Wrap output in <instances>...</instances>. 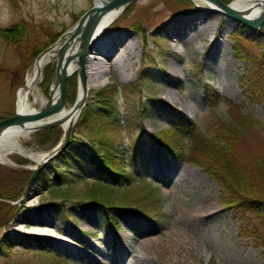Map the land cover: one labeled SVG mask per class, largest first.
I'll return each mask as SVG.
<instances>
[{"label":"rangeland","instance_id":"1","mask_svg":"<svg viewBox=\"0 0 264 264\" xmlns=\"http://www.w3.org/2000/svg\"><path fill=\"white\" fill-rule=\"evenodd\" d=\"M207 6L201 0H138L103 33L100 39L122 34L136 42L138 48L136 57L131 60L135 62L131 76L126 80L112 72L89 91L84 107L102 110L109 120L92 131L80 127L77 120L71 131V141L75 140L70 144L73 151L69 156L61 153L42 165L33 179L34 164L20 155L10 156L12 165L0 164V191L6 189L15 197L13 201H0L17 207L11 219L0 227V264H93L88 255L100 256L87 244L96 251L107 252L120 235L130 238L127 242L133 247L132 254H125L124 264L132 262V256H144L143 248L154 257L169 258L173 254L177 259L174 264H264L261 219L264 202L259 212L239 209L234 204L236 201L229 202L230 198L201 167L187 160L180 161L151 137L168 135V114L176 111L191 121L206 139L223 141L220 122L241 131L229 115L227 103L230 101L241 107L243 115L249 116L253 124L249 132H241L236 144H231L229 158L239 161L241 166L249 165L254 157L264 158V97L252 102L240 87L242 78L264 85L261 29L254 31L236 21L235 26L229 23L230 18L213 12L209 13L212 14L209 15L212 18L210 29L215 33L191 32L192 43L186 47L176 46L168 34L162 35L157 29L163 30L169 25L183 28L203 14ZM92 7L93 0H0V30L17 33L15 29L21 25L24 29L18 38L0 36V120L14 116L16 91L23 85L37 56L70 31ZM234 36L248 52L263 57L259 69L249 68L250 75H247V62L237 60L233 54ZM217 40L220 41L218 61L228 69L224 74L209 68L205 72L204 58ZM64 41L60 40L57 46ZM37 47L42 51L34 55ZM195 47L200 49L198 53L193 52ZM173 50L180 51L181 56H174ZM88 54L91 55L90 49ZM52 58L56 61L57 56L54 54ZM171 62L181 69L180 75L171 76L175 85L170 86L179 102L165 107L159 95L169 86L167 69ZM48 68L47 92L54 80L51 64L47 62L37 84L38 110L48 98V93L42 91ZM205 85L221 97L214 111L206 104ZM111 88L115 93L113 109L103 110L97 94ZM76 97L77 90L73 93L66 88L64 108H71ZM184 100L193 106L189 116L180 108L179 103ZM53 129H59V134L51 133L44 144L36 134L40 131L22 138L23 148L34 153L50 152L64 138L62 128L50 130ZM218 147L224 149L226 145L220 143ZM133 149H136L135 157ZM107 154L121 159L129 178L123 184H113L104 190L90 174L95 164L105 167ZM159 161L168 167L167 172H163L164 177L156 172ZM55 173L65 179L62 184L54 179ZM111 176L123 182L122 171ZM168 176L172 179L170 182ZM55 188L60 193L56 194ZM200 200L213 213L203 221L188 219L186 215H191L190 210ZM171 232L181 233L189 244L177 242L169 247L165 240ZM45 233L64 240L68 247L62 248L55 240L43 237ZM77 236L84 242L79 243ZM109 264L115 262L111 260Z\"/></svg>","mask_w":264,"mask_h":264},{"label":"bare ground","instance_id":"2","mask_svg":"<svg viewBox=\"0 0 264 264\" xmlns=\"http://www.w3.org/2000/svg\"><path fill=\"white\" fill-rule=\"evenodd\" d=\"M190 1V0H189ZM202 1V0H201ZM264 0H232L227 5L236 11H239L243 14L246 19H255L259 16L260 12L262 11V7L259 5ZM93 6L99 7L101 9L105 8V2L102 0H93ZM217 8L211 4L204 8V13L198 15L196 18L187 22L183 28H178V26L169 25L167 28H163L160 30V27L157 29L159 30L160 34H168L171 41L175 42L176 46L186 47L188 44L192 43L191 40V32L195 31H202L205 30L207 34H214V29H210L212 18L209 17V13L215 12ZM216 13V12H215ZM121 15V9H110L104 10L102 12L94 32V37L90 43L89 49L91 51V55L88 54L85 60L84 71L86 77V93H88L91 89L99 86L103 78L107 75H111L112 72L122 76L124 79L128 80L131 76V71L134 67V63L131 60L136 57L137 54V44L133 41V38L130 39L126 38L125 35L116 34L105 39H100L103 33L112 26L114 21ZM229 23L232 22L233 25L237 26L236 22L232 19H228ZM113 22V23H111ZM173 26V27H172ZM207 28V29H206ZM156 29V30H157ZM214 37V35H213ZM222 41V40H221ZM220 41L213 42L214 48L208 52L204 58L205 60V72H207L208 68L213 70L214 72L220 71L221 73H226L228 71L227 67L224 64H221L218 61V57L220 58V50L219 48ZM78 41L74 40L73 43L69 46L68 50L66 51L64 61L71 55H75L78 50ZM175 46V47H176ZM58 46L54 47V50L50 53L44 54L41 58L37 61H34L31 70L26 74L24 79V83L21 87H19L16 91L15 96V111L20 114H33L38 111L36 105L39 102V93L37 89V84L39 82V75L37 76V71H41L43 66L49 62L51 56L55 54L57 51ZM200 49L195 47L193 49L194 53H198ZM173 55L176 57H180V51L173 50ZM77 68V59H72L68 62L66 71L71 77L75 74V70ZM181 69L177 63L171 62L167 69V73L170 75L169 86H165L163 91L159 95V100L161 103H165L166 106H173L174 104L179 102V98L176 97V92L170 87L171 85H175L172 81V75H180ZM164 76V74H163ZM162 78V76H160ZM160 78V79H161ZM163 81V78L161 79ZM226 86V84H225ZM228 86V85H227ZM77 96L81 97L82 90L81 88L77 87ZM57 89L53 90V98L55 100L57 97ZM179 94V92H178ZM180 108L181 110L189 116L190 113H193V106L188 103L187 101H180ZM164 107V108H165ZM189 114V115H188ZM80 113L75 112L72 107L69 109L63 108L60 112L48 117L39 122H32L27 123L24 127H11L7 129L1 136H0V164H9L12 165L13 162L10 159V156L13 154L20 155L28 160H30L34 166L40 165L41 166L46 164L48 158L50 156V152L44 153H34L30 152L23 148L21 144V139L30 135L31 132L28 131L29 129L33 128L40 123H45L49 121L59 120L62 122V130L65 131L68 127H74L76 124ZM166 168L168 167L162 165L160 161L157 163L156 172L161 174L163 177V172H167ZM194 174V173H193ZM195 175V174H194ZM169 177V176H168ZM169 182L172 180L171 177L168 178ZM171 179V180H170ZM191 215H186L188 219H196L203 221L205 217H208L213 212L210 211L208 207L204 205L203 200H200V203L193 207L190 210ZM194 216V217H192ZM212 216V215H211ZM74 236V235H73ZM76 236V235H75ZM43 237L50 239L51 241L57 242V244L61 245L62 248H66V244L64 240L60 238H56L50 234H43ZM78 239L79 243L84 242L80 237H75ZM183 236L179 232H171L168 234L167 239L165 240L168 243L169 247L175 246L176 243H186L189 244V241L183 240ZM128 237L124 235H120L118 237L117 243H112L109 245V250L107 252H100L96 251L90 244H87L89 249L93 251L95 254L99 255L100 257L89 256V260L93 262V264H109L111 260L115 262V264H124L125 254L129 253L132 254L133 247L128 244ZM57 240V241H56ZM59 241V243H58ZM161 244V243H160ZM157 247L160 245L157 243L155 244ZM68 247V246H67ZM145 252L144 256H132V262H128L126 264H174L177 262V259L171 254L168 258L167 256L157 255L156 257L151 256L149 253L146 252V248H143ZM165 254L164 251L161 252ZM185 256V255H183ZM95 257V258H94ZM184 258V257H183Z\"/></svg>","mask_w":264,"mask_h":264},{"label":"trees","instance_id":"3","mask_svg":"<svg viewBox=\"0 0 264 264\" xmlns=\"http://www.w3.org/2000/svg\"><path fill=\"white\" fill-rule=\"evenodd\" d=\"M220 1L224 4H228L232 0ZM22 26L23 25L18 26L15 29L17 33H14L11 30H0V36L3 38L7 37L9 39L11 35H14L18 38V36L20 37V35L24 32ZM260 33L264 34V25L262 26ZM239 40L240 39L236 36L232 39V51L237 60H244L247 62V75H250L249 68L253 67L254 70L252 71L259 69L261 64L259 61L262 60L263 57L260 54L253 55L248 52ZM51 42H53V40ZM41 51L42 50L37 47L33 54L36 55ZM49 75L50 68H48L45 73V85L42 87V91L45 94L48 93L47 84L49 81ZM254 82L250 83V81L248 82L242 78L240 87L249 100L252 102H258L256 99H259L260 101V99L264 97V85L256 83L253 84ZM67 88L71 89L73 93L77 89L75 75L67 79ZM98 95L100 96V102L104 105L103 110H112L114 106L112 101L115 97L114 90L112 88L110 90L107 89L106 91L99 92L97 97ZM204 97L208 108L211 111H214L219 105V101L221 99L220 95L214 89L205 85ZM227 104L229 115L232 117L231 120L236 123L237 128H240L241 131H238L235 128H227V126H224L223 122H220L221 125H219L222 126L221 132L223 133L221 138L224 137L223 141L213 142V140L206 139L191 121L176 111H172L168 114V123L170 126L167 131L168 135L162 136L159 134L151 135V137L157 144L162 146L166 152L178 157L180 161L187 160V162L201 167L205 174L220 186L221 192L230 198L229 202L236 201L234 203L236 207L246 211L255 210L259 212L260 208L263 206L262 203L264 202V198H262L264 197V158L254 157L249 165L241 166L239 161L229 158L230 155L228 154L229 147L237 143L240 139L239 136H241V132L250 131L253 120L249 118V116L243 115L241 107L235 103L229 101ZM101 111L102 110L94 111L89 106L84 107L82 114L78 119V125L80 127H85V129H89L90 131H92L96 126L99 128L106 125L109 117H105ZM232 130H234V132ZM51 133L57 135L59 134V129L43 130L36 134L39 142L44 144L47 142ZM173 137L176 138V141ZM74 140L71 142H74ZM220 143H224L226 147L224 149H220L218 147ZM80 144L85 146L83 143ZM72 151L73 149L70 145L62 152V154H64V156H69ZM225 152L227 153L225 154ZM135 154L136 149H133L132 156L135 157ZM104 159L103 165L105 164V167L102 168L100 166H96L95 164V166L92 167L93 170H91L92 174H90L92 179L98 180H95V182L100 186V189L106 190L113 184H123L128 181L129 177H127L125 170L121 166V159L119 160L111 154L105 155ZM121 171L124 174V179L122 180L123 182L116 181L115 178L111 176L112 173L114 174ZM54 179H56V182H59L58 184H62L65 180L59 173H55ZM56 191V194L60 193L59 190ZM1 199L4 201H13L15 197L9 195L7 190L4 189L0 191V200ZM16 211V206H11L8 203L0 201V227L4 226ZM261 219L264 223V214L261 215ZM110 227H112V224H110ZM52 264L58 263L53 262Z\"/></svg>","mask_w":264,"mask_h":264},{"label":"water","instance_id":"4","mask_svg":"<svg viewBox=\"0 0 264 264\" xmlns=\"http://www.w3.org/2000/svg\"><path fill=\"white\" fill-rule=\"evenodd\" d=\"M105 2V8L101 9L99 7L93 6L87 12H85L73 28L68 31L65 35H63L53 46L47 48L45 51L40 53L34 61H37L44 54L50 53L54 50V47L57 46L60 40L65 39L63 44L58 47L57 51H55V55L57 56L56 61L50 59L49 63L51 64L52 70V79L50 88L48 90V98L43 108L39 109L36 113L33 114H20L15 111L14 116L7 117L6 119L0 120V136L11 127H22L27 123L39 122L52 115L60 112L64 108L65 101V93H66V80L69 77L66 67L68 62L72 59H77V68L75 70V74L77 75L78 85L82 90L81 97L76 98L72 109L75 112L80 113L83 107L85 106L87 93H86V77L84 71L85 60L88 54V49L90 43L94 37V32L96 29L97 22L104 10L110 9H121L123 12L129 5L138 1V0H102ZM206 2L208 5L211 4L215 6L217 9L216 13L221 14L225 17H228L241 25L252 29L254 31H259L260 28L264 25V1L259 5L262 7V11L259 16L255 19H246L243 14L239 11L231 9L227 4H223L219 0H202ZM74 40L78 41V50L75 55L69 56L65 61L64 57L66 51L68 50L71 43ZM40 70L37 71V76L40 75ZM57 89V97L55 100L53 98V90ZM62 122L59 120L49 121L45 123H40L39 125L34 126L29 129L31 133L41 131V130H50L55 127L61 128ZM72 127H68L64 131V138L61 142H59L55 148L50 151V156L48 161L61 153L64 149L67 148L70 142ZM40 169V165H37L33 170V177L37 174Z\"/></svg>","mask_w":264,"mask_h":264}]
</instances>
